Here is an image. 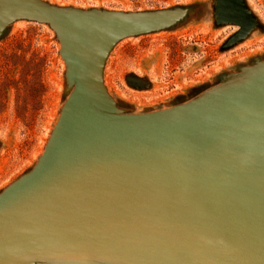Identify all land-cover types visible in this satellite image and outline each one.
Wrapping results in <instances>:
<instances>
[{"label":"water","instance_id":"1","mask_svg":"<svg viewBox=\"0 0 264 264\" xmlns=\"http://www.w3.org/2000/svg\"><path fill=\"white\" fill-rule=\"evenodd\" d=\"M7 1L0 24L25 15L60 32L75 91L36 169L0 195V264H264V73L157 112L108 115L97 97L107 50L175 14L88 22L9 0L4 17Z\"/></svg>","mask_w":264,"mask_h":264},{"label":"rangeland","instance_id":"2","mask_svg":"<svg viewBox=\"0 0 264 264\" xmlns=\"http://www.w3.org/2000/svg\"><path fill=\"white\" fill-rule=\"evenodd\" d=\"M39 1L81 12L88 22L93 17L85 13L175 14L169 24L123 36L107 50L97 97L109 115L156 112L264 73V0ZM62 47L48 21L18 15L0 24V195L36 169L75 91ZM14 264L112 263L58 257Z\"/></svg>","mask_w":264,"mask_h":264},{"label":"bare ground","instance_id":"3","mask_svg":"<svg viewBox=\"0 0 264 264\" xmlns=\"http://www.w3.org/2000/svg\"><path fill=\"white\" fill-rule=\"evenodd\" d=\"M215 90V89H214ZM72 94H73V91H72ZM71 98V97H70ZM69 98V99H70ZM162 109H168V108H162ZM161 110V109H160ZM157 112V111H156ZM152 113V112H151ZM136 114V113H135ZM109 115V114H108ZM52 138V137H51ZM259 149H260V147H259ZM44 155V154H43Z\"/></svg>","mask_w":264,"mask_h":264}]
</instances>
